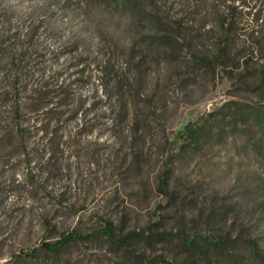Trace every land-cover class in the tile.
<instances>
[{
	"label": "rangeland",
	"instance_id": "obj_1",
	"mask_svg": "<svg viewBox=\"0 0 264 264\" xmlns=\"http://www.w3.org/2000/svg\"><path fill=\"white\" fill-rule=\"evenodd\" d=\"M0 29L27 67L17 117L0 64V264H132L104 237L42 248L105 220L184 229L195 244L134 239L163 264H252L250 241L264 255V0H0ZM223 40L230 64L213 66ZM190 124L201 142L183 146Z\"/></svg>",
	"mask_w": 264,
	"mask_h": 264
},
{
	"label": "trees",
	"instance_id": "obj_2",
	"mask_svg": "<svg viewBox=\"0 0 264 264\" xmlns=\"http://www.w3.org/2000/svg\"><path fill=\"white\" fill-rule=\"evenodd\" d=\"M225 22L229 27L225 30L226 32L230 31L231 22L228 20ZM8 36L5 35L4 32L0 29V64L4 61L6 66L5 74L8 76V80L3 87V94L5 96L12 97L10 99V107L16 113L17 117H21V110L23 108V100L20 96L22 89L25 87L24 85V76L27 75V67L24 62L25 51L18 50L17 48H12L10 44H6ZM229 58V47L226 40H223L222 47L220 51L215 55L213 62L216 65L227 66L230 64L228 62ZM207 60V59H206ZM7 62V64H6ZM209 60H207V63ZM236 63V62H234ZM234 65V64H233ZM115 65L110 63L103 70V75L115 74L117 79L115 80V87L117 91L114 94H109L111 99H114L113 102H110L108 109L109 114L111 115V120L114 124L119 125V123L124 122L127 119L128 115V106L127 103L123 100L124 95V83L122 79L118 76L116 72ZM11 132L17 135H23L25 132V128L21 126L17 122L16 126L11 128ZM202 129L200 127L194 126L193 124L187 125L182 132V145L185 144H200L202 137ZM168 180L163 177L160 180V188L163 193H167L168 189ZM140 236L146 237V239L150 243L156 242H166L173 240L175 237L185 244V245H193L195 244V240H191L189 235L184 229H179L176 231L172 230H158V231H146L143 230H130L125 234H117L115 229V224L112 220H105V224L101 226V228L88 232V233H79L75 230H71L68 232H64L62 236L53 241H45L42 244V248H45L49 251L58 252L60 248L70 245L72 242L77 240H88L91 238L104 237L116 251H123V257L132 260V264H163L167 262V259L163 256V254H156L151 259L150 257L146 258L142 255L134 254L132 255L130 252V247L133 244L134 239L139 238ZM206 239V238H205ZM208 244L216 243L222 247H227L229 245L226 239H222L220 242L214 241L211 239H206ZM249 247L252 249L253 262L252 264H264V255L261 253L259 246L256 242L250 241L247 243ZM34 252L36 249L33 250ZM205 253V251H204ZM204 264H206L207 257L204 255ZM162 261V262H161Z\"/></svg>",
	"mask_w": 264,
	"mask_h": 264
}]
</instances>
